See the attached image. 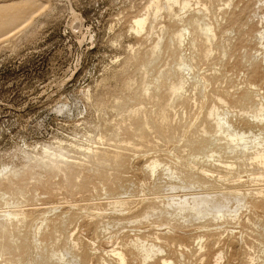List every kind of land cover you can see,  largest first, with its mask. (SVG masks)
Listing matches in <instances>:
<instances>
[{
	"label": "rangeland",
	"instance_id": "374dc122",
	"mask_svg": "<svg viewBox=\"0 0 264 264\" xmlns=\"http://www.w3.org/2000/svg\"><path fill=\"white\" fill-rule=\"evenodd\" d=\"M188 1L189 9L175 7L183 19L175 22L163 10L138 33L135 19L151 0H0V264H116L113 249L126 254V264H159L163 258L264 264V205L250 203L252 193L264 190L261 171L236 168L224 181L215 174H226L218 157L194 169L174 163L203 144L200 129L213 130L207 116L214 106L235 129L248 135L253 127L243 111L264 102V0ZM205 6L215 35L211 54L204 56L192 27L182 48L171 51L170 32ZM166 27L169 33L161 36ZM157 38L161 54L148 67L147 80L153 82L179 55L192 68L184 72L182 99L171 97L166 84L157 89L151 83L152 99L141 102L142 70ZM156 104H169L173 127L161 138L149 121L144 137L157 146L148 148L139 145L134 134L140 122L128 112L143 107L149 118ZM187 122L196 127L181 141ZM113 135L136 144L134 149H123L118 161H94ZM153 158L162 163L151 172L146 166ZM170 164L178 168L175 176ZM218 192H238L246 201L231 197L220 220L166 212H173V196ZM120 199L127 204L111 205ZM4 211H18L25 221L4 226ZM137 237L164 252L144 262L130 246ZM52 249L65 259L51 257Z\"/></svg>",
	"mask_w": 264,
	"mask_h": 264
},
{
	"label": "bare ground",
	"instance_id": "6f19581e",
	"mask_svg": "<svg viewBox=\"0 0 264 264\" xmlns=\"http://www.w3.org/2000/svg\"><path fill=\"white\" fill-rule=\"evenodd\" d=\"M176 6H178V8L181 11L189 9V1L188 0H151L150 4L146 10V13L142 15V12H141V14H140L141 16L139 17V15H138V17L135 19L134 29L136 30V32L142 33L145 30V28L147 27L149 21L151 20L153 23H155V21L158 19L159 15L161 14V12L163 10L167 11L168 16L171 18V20H173L175 22L180 20V19H183L182 16L179 14L180 10L178 11V13L175 12ZM208 10H209V8L207 6H205L203 9L197 10L195 12V14L193 15V17L191 19H189V21H187V24L181 26L175 32H172V31L170 32L169 47H170L171 51L177 52L178 49L182 48V45L186 40L187 33L190 31V27H192L194 30L193 32L196 33L201 38V43L204 46V56L207 57L211 54L210 46L214 41L215 35H214V29H213L212 24L206 20ZM144 12H145V10H144ZM192 13H193V11H192ZM207 18H209V17H207ZM151 26H150V30H151ZM218 27L220 28V26H218ZM160 33L162 36V34H167V33H169V31L166 27V28H162V32H160ZM190 34L191 33H189V35ZM261 34H262V36H264L263 33H261ZM261 34H259V35L261 36ZM262 36H261V38H262ZM159 38H157L158 40H157V42L155 41V44L153 47L152 46L149 47V49L151 48L150 54H149V57L147 59V63L145 64V67H144L145 69L142 70L146 73V75H145L144 82L141 86V97H140L141 102L152 99V95L149 93V90L151 88V83L154 84V86H156L157 89H158V87H161V86L166 84L168 94L171 97H175L176 99H182V97H183L182 95L184 93L183 91H184V88L186 85V81H185L186 79L184 76V72L187 69L192 68V65H191L188 57H186L185 55H179V57H176V59H175V64L173 66L162 68V70H160V72H159V75L156 78H154L153 82L147 80L146 77H147V73H148V67L151 64H153L156 60H158V58L160 57V54H161V39H159ZM193 43H195V42H193ZM223 53H224V49H223ZM142 65H141V67L143 68L144 65L143 66ZM190 76L188 75L189 79H191ZM194 79H195V77H194ZM197 79H198V77H197ZM198 80H199V82H202V84L204 83V81H202V80L200 81V79H198ZM204 84H203V87H204ZM199 86H200V83H199ZM203 92H204V90H203ZM217 97H219V96H217ZM263 98L264 97H262V99ZM263 101H264V99H263ZM222 103H224V102H222ZM168 106H169V104H167V105L156 104L154 107V109L156 111V115L150 116L149 118H147V116L145 114V109L143 107H137V108H134L128 112V114H132L134 116H137V118L139 119V122H140L139 128L136 129L135 134H134L135 136L138 137L139 145H144V147L146 146L148 148H155L157 146V144H155V143L152 144L149 141H146L145 137H144L145 134L148 132V129H149V124H150L149 121H152L153 125H156L157 133L159 134V136H161V138H168L169 137V134H170V131L172 130L173 124L170 121L169 116L167 115ZM199 106H200V104H199ZM203 106H205V105H203ZM203 106H202V109L204 108ZM199 109L201 110V108H199ZM243 113L245 115H247L248 117H250V119L253 121V124H254V125H252L253 127L251 128V130L249 129L250 131H249L248 135L245 132H243L244 129H242L243 130L242 132L235 129L233 127V125H231V123L229 122L228 117L226 116V113L221 112L219 110V108L216 106L212 107L208 112L207 120L210 122V124H212L213 130H209L205 127L200 129L199 130L201 132L200 138L202 139L203 144L201 146L197 147L196 152L190 153L189 157L186 158L185 160L184 159L182 160L181 158L177 157L175 159V162L174 161L173 162L176 165L183 164V165H186L187 167H189L190 169H194L196 166L199 165V163L201 161L202 162H206V161L215 162L213 160H216V158L218 157L219 158L218 160L225 164L222 167L226 171V174H221L220 172L215 173V174H218L220 180L227 181L229 178L228 176L236 168L245 169L246 171H249V173L253 172L254 169H257V170L261 171L260 174L262 177H264V125L262 127H260L259 125L256 124V123L264 122V102L261 101L259 103H254L250 108L243 111ZM116 127H117V125H116ZM195 127H196V122H191V123L187 122L186 124H184L183 125V133L180 136L181 138H178V139L181 141L185 140L187 133L192 132L195 129ZM109 136L110 135H108V137ZM135 145L136 144H133V143H125V141L122 138L113 135L112 137L109 138V149L106 151H96L93 155V159H94V161H96L98 163H100L102 161L104 163V161L109 160V159L114 160V161H118V160L125 157L123 149L133 150ZM60 150H61V148L59 149V151ZM159 154H162V153L159 152ZM163 154H165V153H163ZM167 154H166V157H167ZM174 157H175V155H174ZM222 158H224V159L222 160ZM228 158H230V160H227ZM224 160H226V161H224ZM47 162H48V160H47ZM182 162H184V163H182ZM161 163L162 162L160 159L153 158V160H150V162L147 164L146 167L151 172H154L161 166ZM51 166H52V164H51ZM200 168L202 169V171L207 170L204 167H200ZM248 168H249V170H248ZM251 168H253V169H251ZM167 170L170 172L171 176H175V174H178L177 166L174 167L170 164L168 166ZM239 174L240 173L238 172V175ZM240 176H242V175H240ZM239 178L240 177H238L237 179H239ZM257 179L259 180V178H257ZM230 180H232L231 177H230ZM256 181H254V182H256ZM250 183H252V182H250ZM174 188H176V186ZM230 190H232V189H230ZM237 191H238V189H237ZM22 192L23 191L19 190L16 192V194H21ZM238 192H237V194L236 193L224 194V193L218 192L216 194L215 193H206V194H199V195H186V196L184 195V197L173 196V197H171V200L169 203V207L173 208L172 209L173 212H171V211H166V212L170 215L181 216L182 218L197 217V216L200 218H203L205 216H209V215L212 216L213 215V219L220 220L219 218L225 217V210L224 209L229 206V201H230L231 197L239 199L240 202L246 201V198L244 197L245 195L242 194L243 196H241V193H238ZM233 194H235V195L232 196ZM252 194L253 195L250 198V203H254L255 205L257 203L264 205V190H258ZM166 200H168V199H166ZM110 203L114 207H119V206H123L124 204H127V200L123 201L120 199L118 201H113ZM6 206H7V204H6ZM148 210H149V208H148ZM153 211L156 212L157 209L155 208ZM82 212H84V211H82ZM162 212H164V211H162ZM186 212H194V214H186ZM2 215L5 216V218H7V221L4 223V226L5 225L6 226L11 225L14 222L13 220H16L15 224H19L20 222L25 221V220L18 219V216L20 215V213L18 211H4L2 213ZM147 217H148V215L146 216V218ZM170 224H171V222H170ZM218 227H220V226H218ZM214 228H215V226H214ZM208 230H210V229H208ZM229 241H228V243H229ZM92 243H94V242H92ZM174 244H175V242H174ZM130 246L133 249H136L138 251L139 255L142 257L144 262L154 258L158 253L164 252V249L162 248V246L157 247L154 244H148L147 242L143 241L139 237H137L136 239H133L130 242ZM181 247L182 246L180 245V248ZM111 252H112L111 256L114 257L116 260V264H126L127 257H126V254L124 252H115V249H113ZM249 253H251V252H249ZM50 256L51 257H57L60 261L65 259L64 252H62L60 250L52 249L50 252ZM112 257H110V258H112ZM246 259H247V257H246ZM246 259H244V260H246ZM217 260H219V258ZM160 261H161V263H159V264H180V263H176L172 260H168L165 258H163ZM247 261L251 262L250 260H247ZM101 264H110V263L107 260L103 259L101 261ZM247 264H250V263H247Z\"/></svg>",
	"mask_w": 264,
	"mask_h": 264
}]
</instances>
